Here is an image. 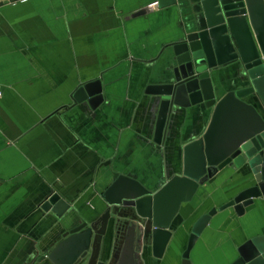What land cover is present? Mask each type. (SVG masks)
Listing matches in <instances>:
<instances>
[{
	"label": "crops",
	"instance_id": "1",
	"mask_svg": "<svg viewBox=\"0 0 264 264\" xmlns=\"http://www.w3.org/2000/svg\"><path fill=\"white\" fill-rule=\"evenodd\" d=\"M3 1L0 264H55L52 256L67 264L75 248L72 232L97 224L111 208L103 238L109 264H185L197 221L251 186L244 170L213 173L194 201L183 205L161 256L152 236H144L147 243L139 248L127 244L128 225L118 232L119 210L108 202L132 183L155 193L180 175L185 147L212 122L214 108L186 109L172 118L163 145L155 143L158 103L148 90L169 75L166 57L183 19L175 9L160 10L158 0ZM237 68L221 72L218 101L245 88ZM96 82L104 102L92 110L78 95ZM54 195L60 203L44 210ZM256 238H264L263 198L242 216L234 208L219 212L191 250L189 264H235L239 250Z\"/></svg>",
	"mask_w": 264,
	"mask_h": 264
},
{
	"label": "water",
	"instance_id": "2",
	"mask_svg": "<svg viewBox=\"0 0 264 264\" xmlns=\"http://www.w3.org/2000/svg\"><path fill=\"white\" fill-rule=\"evenodd\" d=\"M156 4L160 10L175 9L183 21L166 57L168 77L164 84L148 90L158 103L155 143L163 145L172 118L186 109L214 108V115L206 134L185 147L180 175L171 177L155 193L132 183L121 198L108 202L119 210L114 220L118 232L125 221L128 225L144 222L141 241L145 235L152 236L156 255L161 256L183 205L194 201L213 173L228 167L244 170L251 186L194 225L184 255L189 264L191 250L219 212L234 208L242 216L256 200L264 199V0H158ZM232 67H238L237 76L245 88L218 101L220 74ZM249 97L252 103L245 101ZM78 100L96 110L104 102L101 83L86 85ZM60 201L54 195L44 210L55 209ZM111 209L97 224L72 232L75 248L67 264H109L103 258V238L110 226ZM239 253L235 264H264V238L248 242ZM50 260L58 264L54 256Z\"/></svg>",
	"mask_w": 264,
	"mask_h": 264
},
{
	"label": "flooded vegetation",
	"instance_id": "3",
	"mask_svg": "<svg viewBox=\"0 0 264 264\" xmlns=\"http://www.w3.org/2000/svg\"><path fill=\"white\" fill-rule=\"evenodd\" d=\"M125 225H128L126 222L122 223L121 226V232L124 231ZM131 226V227H130ZM127 232H128V239H127V244L129 246H137L138 248L141 246L140 244L143 242V239L141 241V235L144 234L143 230L145 229V223L142 221H136L134 223H130V225L127 226ZM130 227V228H129ZM123 228V229H122ZM119 232V233H121ZM146 237V235H145ZM141 241V243L139 242ZM146 241H144V245H146Z\"/></svg>",
	"mask_w": 264,
	"mask_h": 264
},
{
	"label": "built area",
	"instance_id": "4",
	"mask_svg": "<svg viewBox=\"0 0 264 264\" xmlns=\"http://www.w3.org/2000/svg\"><path fill=\"white\" fill-rule=\"evenodd\" d=\"M27 1L28 0H4L3 3L12 6V5H16V4L23 3V2H27ZM0 96H1V90H0Z\"/></svg>",
	"mask_w": 264,
	"mask_h": 264
}]
</instances>
